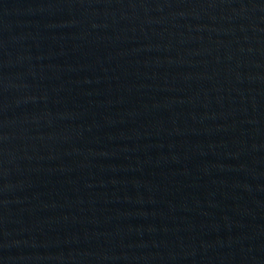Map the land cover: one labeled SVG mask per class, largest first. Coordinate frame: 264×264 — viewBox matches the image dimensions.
<instances>
[{
    "label": "water",
    "instance_id": "obj_1",
    "mask_svg": "<svg viewBox=\"0 0 264 264\" xmlns=\"http://www.w3.org/2000/svg\"><path fill=\"white\" fill-rule=\"evenodd\" d=\"M0 264H264V0H0Z\"/></svg>",
    "mask_w": 264,
    "mask_h": 264
}]
</instances>
